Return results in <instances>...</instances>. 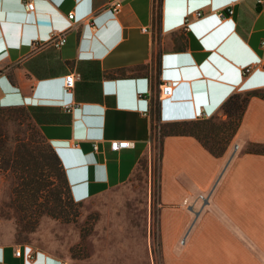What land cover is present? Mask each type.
I'll return each mask as SVG.
<instances>
[{
    "label": "crops",
    "instance_id": "crops-1",
    "mask_svg": "<svg viewBox=\"0 0 264 264\" xmlns=\"http://www.w3.org/2000/svg\"><path fill=\"white\" fill-rule=\"evenodd\" d=\"M33 1L27 10L25 0H0V106L27 109L58 153L73 199L129 180L161 138L163 264H264V153L245 151L250 141L264 142V98L249 97L221 155L193 134L160 136L166 122L197 120L200 111L208 118L233 93L264 87V0H121L118 12L108 0ZM223 5L233 12L220 19L214 10ZM196 9L202 14L184 29V15ZM69 25L61 46L33 47ZM167 78L173 91L158 98ZM67 102L78 105L68 110ZM112 138L134 146L113 150ZM19 245L27 248L0 243V264L64 259L32 247L27 260L15 255Z\"/></svg>",
    "mask_w": 264,
    "mask_h": 264
},
{
    "label": "rangeland",
    "instance_id": "rangeland-1",
    "mask_svg": "<svg viewBox=\"0 0 264 264\" xmlns=\"http://www.w3.org/2000/svg\"><path fill=\"white\" fill-rule=\"evenodd\" d=\"M225 109L226 105L209 117V126L223 121L229 126ZM16 114L0 120L7 134L5 145H13L17 136L38 140L39 128L30 116ZM213 141L209 137L208 143ZM160 164L161 142L156 140L150 161L143 157L126 182L84 201L61 202L51 183L35 203L22 195L12 168H0V243L30 245L76 264H163L157 229ZM47 206L62 211L52 215L45 211Z\"/></svg>",
    "mask_w": 264,
    "mask_h": 264
},
{
    "label": "trees",
    "instance_id": "trees-1",
    "mask_svg": "<svg viewBox=\"0 0 264 264\" xmlns=\"http://www.w3.org/2000/svg\"><path fill=\"white\" fill-rule=\"evenodd\" d=\"M241 93H243L242 96ZM251 95L264 98V87L233 93L221 104V107L226 105L225 114L228 117L227 123H230L229 126H225L226 121L222 120V125L211 127L209 126V117L182 122H166L161 126L160 136L171 133L193 134L213 155H221L237 130L240 118ZM18 112L21 115L30 116L23 106H0V120L3 117L13 116L16 118ZM225 130L227 131L224 134ZM36 132L38 133V140L36 141H28L27 137L17 136L14 137L13 145L6 146L7 134L0 125V168L11 167L12 171L16 172V176L20 178L17 185L21 187L22 195L26 199L31 198L33 203H35L38 193L49 187L51 183L56 186L52 193L58 202H61L63 198L73 199L65 169L58 153L40 130ZM209 137L214 138L211 144L208 143ZM245 151L264 153V142L250 141L246 144ZM48 177L52 179V182L48 180ZM45 211L52 215H58L62 210H57L54 206H47Z\"/></svg>",
    "mask_w": 264,
    "mask_h": 264
},
{
    "label": "built area",
    "instance_id": "built-area-1",
    "mask_svg": "<svg viewBox=\"0 0 264 264\" xmlns=\"http://www.w3.org/2000/svg\"><path fill=\"white\" fill-rule=\"evenodd\" d=\"M122 6V1L121 0H108L105 7L110 9L112 12H118L121 9ZM25 7L27 10H32L34 8V1L33 0H25ZM215 14L220 18V19H225L228 18L232 12L233 8L231 6H220L214 10ZM202 14L201 9H196L191 11L188 14H185L182 20L181 26L184 29H188V24L190 22L189 17L190 16H199ZM67 17L69 19L74 17V11L70 10L67 12ZM89 17V18H88ZM85 18H88V23L91 24V27L94 28L95 24L90 18V16H86ZM71 25L66 26L65 28L59 29V30H53L49 36L43 40V41H38V39H34L32 41L33 47L37 48L40 47L42 44L46 42L53 43L55 46H61L62 44L65 43L67 39V32L69 30ZM242 72L249 71L250 66H244L241 68ZM74 73L70 72L64 75V85L67 89H71L74 86ZM173 91V81L169 78L162 80L159 83V90L157 92V97L162 98L165 96L171 95ZM142 93H138V96H142ZM78 102H67L63 106L64 108L71 110L74 107H77ZM206 115L203 111H200L198 118H205ZM134 146V140L129 139V138H112L109 141V147L113 150H119L122 148H127V147H132ZM98 147L97 143H93V148L96 149ZM14 253L17 256H23L27 260H33L35 258V250L27 245V248H24L23 246L19 245L14 249ZM59 264H71L68 262L66 259H61L59 261Z\"/></svg>",
    "mask_w": 264,
    "mask_h": 264
}]
</instances>
